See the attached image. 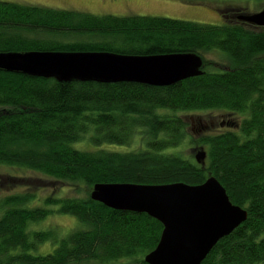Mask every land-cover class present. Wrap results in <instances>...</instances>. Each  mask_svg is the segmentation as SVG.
Wrapping results in <instances>:
<instances>
[{"label":"trees","instance_id":"trees-1","mask_svg":"<svg viewBox=\"0 0 264 264\" xmlns=\"http://www.w3.org/2000/svg\"><path fill=\"white\" fill-rule=\"evenodd\" d=\"M239 15H224L222 25H210L0 1V55L193 54L203 61L200 75L167 87L61 83L0 70V165L40 173L76 191L47 197L46 207L34 206L38 196L31 192L2 200L0 264H114L122 259L147 264L144 257L157 247L163 225L147 214L92 200L94 185L195 186L210 176L248 217L202 264H264V28L255 30L238 21ZM209 55L226 61L228 68H211L216 61ZM208 111L239 114L240 120L190 139L207 152L202 167L183 154L188 124L182 115ZM138 138L137 151L102 148ZM75 143L90 144L92 150L76 149ZM53 214L74 216L79 225L53 253L33 255L56 237L51 230L30 231V225Z\"/></svg>","mask_w":264,"mask_h":264},{"label":"water","instance_id":"water-1","mask_svg":"<svg viewBox=\"0 0 264 264\" xmlns=\"http://www.w3.org/2000/svg\"><path fill=\"white\" fill-rule=\"evenodd\" d=\"M239 21L264 27V9L243 14ZM203 61L193 54L129 56L105 52L26 53L0 55V70L61 83H138L172 86L202 73ZM206 166L207 152L193 150ZM91 198L106 207L147 214L163 225L157 247L144 257L147 264H202L219 241L231 235L248 217L234 205L219 180L210 176L201 185L173 183L140 185L98 183Z\"/></svg>","mask_w":264,"mask_h":264},{"label":"rangeland","instance_id":"rangeland-1","mask_svg":"<svg viewBox=\"0 0 264 264\" xmlns=\"http://www.w3.org/2000/svg\"><path fill=\"white\" fill-rule=\"evenodd\" d=\"M24 5L43 6L54 9L72 10L90 13L97 16L112 15L117 17L153 16L175 20L192 21L202 24L222 25L226 20L224 15L233 12L241 15L254 14L264 9V0H0ZM232 12V13H231ZM231 17V16H229ZM238 18V16H237ZM239 21V20H238ZM250 25V24H249ZM253 26V25H252ZM255 27V26H253ZM264 27H255L259 30ZM216 61L213 69H227V62L218 56L209 55ZM188 124V137L184 144L183 154L186 158L195 159L196 148L200 144L194 141L204 134L220 132L228 129L230 122L240 120L239 114L230 115L223 111H208L204 113L191 112L182 115ZM193 139L194 141L190 140ZM86 146L90 147L89 149ZM140 146L139 138L130 145L105 144L102 148L113 152L137 151ZM74 148L92 150L90 144L75 143ZM94 147V146H93ZM204 148V147H203ZM205 149V148H204ZM73 186L63 184L44 175L23 169L0 165V202L6 197L28 192L36 193L38 199L34 206L46 207L45 199L49 196L62 197L65 194L75 195ZM54 209L53 206H47ZM2 211L0 210V216ZM79 225L77 218L66 214L49 215L46 219L30 225V231H53L56 239L41 244L33 255L45 256L53 253L58 247L59 240L68 236ZM96 264V263H91ZM114 264H135L129 259H122Z\"/></svg>","mask_w":264,"mask_h":264}]
</instances>
